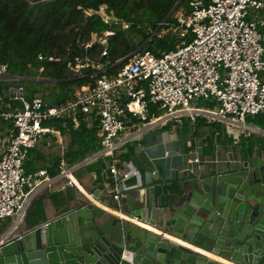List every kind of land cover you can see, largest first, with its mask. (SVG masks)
Returning <instances> with one entry per match:
<instances>
[{
	"label": "built area",
	"instance_id": "2783aa9c",
	"mask_svg": "<svg viewBox=\"0 0 264 264\" xmlns=\"http://www.w3.org/2000/svg\"><path fill=\"white\" fill-rule=\"evenodd\" d=\"M188 4L176 17L182 39L173 50L161 56L138 52L116 74H108L103 63L86 64L76 58L72 71L79 73L91 65L95 85L60 104L47 105L39 94L28 98L19 76L10 73L8 63H0V122L10 132L0 156V220L23 213L27 188L49 184L47 170L28 173L24 162L30 149L51 131L45 124L50 120L94 117L101 133L100 154L113 156L115 140L127 128V115L150 125L170 118L206 117L246 130L248 117L264 113V0H189ZM105 9L102 6L101 12ZM189 32L193 38L187 41ZM110 34L98 41L106 46ZM200 100L214 108L200 106ZM151 105L161 114L152 117ZM59 168L69 184L76 185L64 160ZM111 172L117 174L115 166ZM134 172L123 174V180Z\"/></svg>",
	"mask_w": 264,
	"mask_h": 264
},
{
	"label": "water",
	"instance_id": "95a60500",
	"mask_svg": "<svg viewBox=\"0 0 264 264\" xmlns=\"http://www.w3.org/2000/svg\"><path fill=\"white\" fill-rule=\"evenodd\" d=\"M186 183L168 220L160 222L138 194L103 199L115 213L77 199L43 225L0 237V264H224L211 255L230 264H264V152L227 172H197ZM122 215L159 224L163 231L153 233Z\"/></svg>",
	"mask_w": 264,
	"mask_h": 264
},
{
	"label": "crops",
	"instance_id": "0c3cea01",
	"mask_svg": "<svg viewBox=\"0 0 264 264\" xmlns=\"http://www.w3.org/2000/svg\"><path fill=\"white\" fill-rule=\"evenodd\" d=\"M121 61L123 60H119L116 65L121 66ZM103 64L108 70L110 61ZM89 86L76 89L73 93ZM200 103L204 105L202 107L214 108L207 101L200 100L199 105ZM160 114L155 106H150L152 117ZM80 118L77 121L68 119L77 128ZM84 118L87 120V131L96 128L101 137L94 117ZM247 124L249 128L243 130L235 124L198 117L195 121L170 118L150 125L137 117L127 115V128L115 140L117 147L114 155H101V147L83 160H76L73 154L79 140L69 130L64 132L49 125L51 131L43 135L37 145L30 149L24 168L28 173L47 170L50 182L34 189H26V208L19 216L0 220V237L12 230L22 232L43 225L69 211L75 201L81 198L88 199L107 212L115 213L113 209L103 205L102 200L112 198L120 192L138 194L152 207L151 218L158 222L162 221V217L168 220L169 208L180 202L184 189L188 187L186 181L197 172H227L248 158L264 152V113L248 117ZM4 127V122L1 121L0 156L6 148V140L10 134ZM63 160L77 182L74 186L60 172L59 165ZM113 166L116 167L117 174L111 172ZM131 172L134 173L123 180L122 175ZM125 186L132 188L125 190ZM96 191L99 197L97 199L93 197ZM125 217L153 233L161 234L163 231L159 224L153 225L146 220ZM165 236L184 244L172 236ZM210 257L230 264L219 256Z\"/></svg>",
	"mask_w": 264,
	"mask_h": 264
},
{
	"label": "trees",
	"instance_id": "16d2710c",
	"mask_svg": "<svg viewBox=\"0 0 264 264\" xmlns=\"http://www.w3.org/2000/svg\"><path fill=\"white\" fill-rule=\"evenodd\" d=\"M180 1L0 0V63H8L10 73L22 77L18 82L25 83L29 98L40 94L47 105L60 104L76 89L95 85L96 71L91 65L79 73L72 71L70 66L77 63L76 58L86 64L110 61L107 73L116 74L122 66L116 63L127 61L144 43L139 52L148 50L161 56L173 50L177 43L170 36L159 35V31L178 26L176 18L165 19ZM188 3L189 0H182L177 10L188 8ZM102 6L106 7L104 13ZM160 25L161 30L149 40ZM107 32L111 34L106 37L105 46L98 40ZM185 38L190 41L192 32ZM89 43L92 44L87 46ZM104 49L108 51L106 56L102 55ZM39 55L45 59L40 60ZM50 56L59 60H49ZM45 124L64 132L69 130L79 140L73 149L76 160H83L102 147L97 129L87 131V120L82 116L77 128L71 119H53Z\"/></svg>",
	"mask_w": 264,
	"mask_h": 264
},
{
	"label": "rangeland",
	"instance_id": "374dc122",
	"mask_svg": "<svg viewBox=\"0 0 264 264\" xmlns=\"http://www.w3.org/2000/svg\"><path fill=\"white\" fill-rule=\"evenodd\" d=\"M182 9V7L177 10L175 12H173V14L171 15L172 18H176L179 11ZM183 9H187L185 6L183 7ZM162 29V30H161ZM159 31V35H162V36H170L171 40L173 42H176L178 43V41L180 40V31H179V28L178 26H170V27H166V28H161ZM40 79V78H39ZM22 84L25 86V83L22 81ZM25 94L26 96H28V93L27 91L25 90ZM200 106H204L203 104L200 103Z\"/></svg>",
	"mask_w": 264,
	"mask_h": 264
},
{
	"label": "bare ground",
	"instance_id": "6f19581e",
	"mask_svg": "<svg viewBox=\"0 0 264 264\" xmlns=\"http://www.w3.org/2000/svg\"><path fill=\"white\" fill-rule=\"evenodd\" d=\"M137 222V221H136ZM151 228V227H150ZM153 228V227H152ZM154 229V228H153ZM157 230V229H156ZM158 232V231H157Z\"/></svg>",
	"mask_w": 264,
	"mask_h": 264
}]
</instances>
